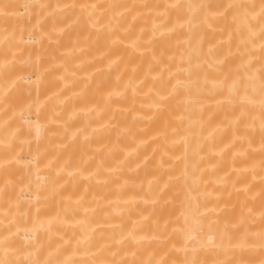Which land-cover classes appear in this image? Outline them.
<instances>
[{"label":"bare ground","instance_id":"bare-ground-1","mask_svg":"<svg viewBox=\"0 0 264 264\" xmlns=\"http://www.w3.org/2000/svg\"><path fill=\"white\" fill-rule=\"evenodd\" d=\"M0 264H264V0H0Z\"/></svg>","mask_w":264,"mask_h":264},{"label":"rangeland","instance_id":"rangeland-1","mask_svg":"<svg viewBox=\"0 0 264 264\" xmlns=\"http://www.w3.org/2000/svg\"><path fill=\"white\" fill-rule=\"evenodd\" d=\"M261 191H262V189H261ZM216 194H217V197H219V198L221 197V193H220V192H218V193H216ZM222 195H224V194H222ZM251 197H252V196H251ZM222 202H224L223 199H221V200L217 199V206H220ZM224 205H225V203H224ZM219 208H220V207H219ZM219 208H216L215 211H218ZM241 215H243L242 217L244 218V216H246V210L244 211V213H243V211H242ZM242 220H243V219H242ZM242 220H241V221H242ZM244 220H245V218H244ZM188 233H189V232H188ZM190 238H192L191 235L188 236V240H190ZM200 239H202V238L200 237Z\"/></svg>","mask_w":264,"mask_h":264}]
</instances>
